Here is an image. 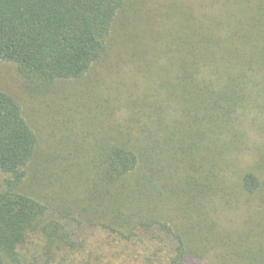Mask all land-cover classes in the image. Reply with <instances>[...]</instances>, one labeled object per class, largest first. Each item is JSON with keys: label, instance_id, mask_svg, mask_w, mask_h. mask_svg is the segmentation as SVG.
Instances as JSON below:
<instances>
[{"label": "trees", "instance_id": "trees-1", "mask_svg": "<svg viewBox=\"0 0 264 264\" xmlns=\"http://www.w3.org/2000/svg\"><path fill=\"white\" fill-rule=\"evenodd\" d=\"M204 2L154 53L159 95H144L145 109L107 126L114 103L91 97L92 81L109 60L125 0H0V62L12 64L37 99L36 116H61L50 125L59 139L42 147L33 114L28 121L0 91V264H102L70 224L80 221L68 200L81 190L86 199L75 212L117 247H134L131 261L207 264L220 230L206 204L264 194V144L250 168L236 159L246 139L240 112L250 105V124L264 135V0H216L218 11ZM87 107L105 124L89 148L75 133V116ZM257 229L259 240L232 241L222 264H264V228Z\"/></svg>", "mask_w": 264, "mask_h": 264}, {"label": "rangeland", "instance_id": "rangeland-1", "mask_svg": "<svg viewBox=\"0 0 264 264\" xmlns=\"http://www.w3.org/2000/svg\"><path fill=\"white\" fill-rule=\"evenodd\" d=\"M211 1L209 6L212 4L213 10L218 11L216 0ZM125 5L124 14L118 17L119 27L117 29L116 25L114 28L115 43L108 50L109 60L103 62L104 66L100 64L95 67L98 80L92 81L94 91L91 97L100 100L101 105H108L110 101L114 103L113 116L110 121H107V126L108 124L118 126L121 122L124 123L125 118L131 116L132 112L145 109V107L141 108L139 103L144 95L149 94V102L150 98H154L153 94L159 95L157 77L154 74L156 71L153 66L154 53L156 52L158 56L166 47L170 35H173L180 24H183V14L195 12L196 16H199L206 9L204 0H125ZM214 11L208 12L212 14ZM121 32L122 35H120ZM159 62L160 65H166L167 57L161 54ZM55 86L57 87L58 84L56 83ZM0 91L12 96L19 103L28 121H31V113L33 114L35 123L31 127L37 133L42 147L46 148L48 145L45 141L54 143L59 139L60 133L55 134L50 125L52 119L58 122L61 116L50 117L48 110H39L38 115H35L34 110H38V101L25 93L23 81L12 64L0 62ZM85 91L88 98L90 91L88 92L87 89ZM83 99L81 96L80 100ZM110 106L112 107V103ZM165 108L169 114H173L172 104ZM259 108L260 114L264 112L263 105ZM87 109V111L80 109L81 113L75 116V133L78 135V140L89 148L100 137L101 129L105 124L101 117L91 120V108L87 107ZM240 115V125L245 128L242 130L243 134L246 133V139L243 150L237 154L236 159L240 168L245 170L252 166L257 149L264 144V135L260 134L258 126L250 124L255 115V107L250 105L243 110V113L240 112ZM138 119V122H141V119ZM100 122L102 124L99 126ZM71 185L73 186V183ZM75 185L83 188L80 182ZM53 190L57 189L53 187ZM49 195L57 202L62 201L56 193L50 192ZM234 195L237 194L232 193L229 198L226 197L224 203L220 200L221 196H218L211 200L210 204H206L207 209L210 210L209 219L212 226L220 230L218 240L216 237V244L205 255L207 264H222L223 256L228 258V250L235 246L232 241L240 239L238 243L243 240L250 243L252 239L259 240L257 228H264V194L256 191L246 200H241ZM85 196L81 190L77 198L68 200V205L72 209L71 214L76 215L75 218L80 221L77 224L72 221L70 224L85 233L88 238L87 246L91 248V251L95 250L93 254L99 257L102 264H141L140 260L135 263L137 259L131 261L136 256L133 252L134 247H117L113 241H109L102 226L94 227L85 223L75 212L77 201L84 203ZM84 216L82 214L81 217ZM245 235L247 236L244 237Z\"/></svg>", "mask_w": 264, "mask_h": 264}]
</instances>
